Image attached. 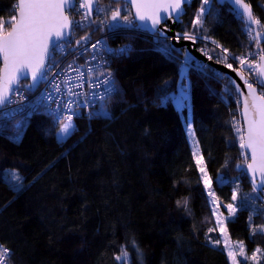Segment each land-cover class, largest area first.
Returning a JSON list of instances; mask_svg holds the SVG:
<instances>
[{
    "label": "trees",
    "instance_id": "16d2710c",
    "mask_svg": "<svg viewBox=\"0 0 264 264\" xmlns=\"http://www.w3.org/2000/svg\"><path fill=\"white\" fill-rule=\"evenodd\" d=\"M245 1L264 23V0ZM17 6L18 0H0V20L16 16ZM201 6L197 0L186 8L178 34L193 32ZM205 14L200 34L227 49L232 61L253 49L248 24L228 5L213 0ZM97 26L90 25L91 34ZM110 36L111 43L129 48L109 66L120 90L83 111L67 139H58L65 120L43 110L0 121V245L10 249V262L231 264L212 222L189 125L221 204L232 203L233 191H239V213L226 226L231 240L243 243L247 257L257 249L264 253V236L253 233L263 225L264 211L237 166L241 148L233 118L241 113V101L231 83L207 67L181 70L184 51L168 40L140 32ZM224 87L235 101L226 100ZM185 89L190 113L180 112L169 98Z\"/></svg>",
    "mask_w": 264,
    "mask_h": 264
},
{
    "label": "snow or ice",
    "instance_id": "6c2138e0",
    "mask_svg": "<svg viewBox=\"0 0 264 264\" xmlns=\"http://www.w3.org/2000/svg\"><path fill=\"white\" fill-rule=\"evenodd\" d=\"M94 2L95 0H79L77 8L75 0H19L17 6L19 18L17 19L15 15L11 17V20L8 22L11 24L10 30L6 31L4 28L5 22L0 20V56L3 58L4 65L3 69L0 70V104H4L8 100L12 86L18 85L20 79L26 78L29 73L31 74L32 84L27 87L31 89L38 86L51 67L54 66L49 65L47 61L50 58L54 59L56 50L61 47L59 42L66 41L69 44L71 43L68 38L72 35L73 21L69 14L72 11L83 9L82 19L87 20L92 14ZM186 2L187 0H134L138 19L141 21H151L152 29L158 33L160 29L157 26L162 23V20L171 18V13H176L178 16L182 11V5ZM208 3L209 0H203V4L193 21L194 25L201 23V18L205 11L203 5H207ZM234 3L241 6L243 9L242 15L247 16L250 36L253 32L251 25L264 27V23L253 16L251 7L245 0H234ZM162 9L165 13L169 14L167 17L160 15ZM111 19L113 21L117 19L127 21L128 17H121L120 9L116 8L111 13ZM260 36L261 33L257 31L253 38L256 39ZM175 38L193 41L196 39L195 36L188 32L183 33L182 37L177 34ZM87 39L86 36L81 37L80 40L76 41V44L80 45L82 41H86ZM213 43L217 42L213 41ZM91 46L93 49L97 48V44H92ZM227 51V49H224V52ZM261 53H264V49H261ZM234 59H238L242 67L247 65L249 69L253 68V64L245 56L235 57ZM225 60H227V57H225ZM259 60L264 62V54L259 56ZM226 66L232 68V64H226ZM68 67L72 69L71 64ZM255 69L258 70V78L255 83L249 82L243 76V72H240L241 78L248 89L247 96L243 100L242 112L246 122V129H241L239 125H236L235 129L239 135L241 149L246 150L242 152V155L244 156L247 171L251 174L254 191L257 187L264 188V63L256 64ZM233 70L236 71V69ZM109 82V80H105L101 83L106 85ZM256 85H259V92ZM90 86L100 87L99 84H92ZM237 88L239 89V86ZM56 90L59 91L58 85ZM68 91L71 92V88ZM48 98L50 99V96ZM249 98L251 102H249ZM102 114L107 116V113ZM73 128L72 116H68L66 121L61 125L60 138L68 136ZM193 156L196 158V164L202 174L204 187L209 190L208 195L212 197L211 202L218 208V197L212 191L213 180L207 172L203 156L199 154L198 146L194 149ZM249 158L251 159V163H247ZM257 175L259 179H257ZM13 179L20 181L21 177L13 174ZM16 186L19 187V185ZM237 199L238 191H233L232 201H237ZM177 203L179 204L180 202L178 201ZM225 207L228 209L229 217L235 215L237 211L235 204L228 203ZM222 216V213L217 216V223L221 231L226 233L227 228ZM256 230L257 228H253V233ZM258 230L264 232V225L258 226ZM209 231H212V229H209ZM219 242V240L215 241L217 244ZM237 247L239 254L243 256L245 251L243 243L238 242ZM259 252H261V249H257L251 257L245 258L255 261L257 259L256 253ZM9 255L10 249L0 245V264H4ZM125 255L126 253L117 256V259H123ZM228 255L232 259L233 264H239V261L236 259V251L229 249Z\"/></svg>",
    "mask_w": 264,
    "mask_h": 264
},
{
    "label": "built area",
    "instance_id": "2783aa9c",
    "mask_svg": "<svg viewBox=\"0 0 264 264\" xmlns=\"http://www.w3.org/2000/svg\"><path fill=\"white\" fill-rule=\"evenodd\" d=\"M78 3H76L77 8ZM78 12L83 14L84 10L78 9L74 17L72 16V12L70 13L73 21V31L69 38L71 43L64 42L60 44L61 47L56 50L54 59L50 58L48 63L54 66L48 71L38 88L29 89L27 86L30 84L25 83L23 85L20 84L14 90L6 105L0 108V121L26 119L31 117L33 113L43 110L59 120L66 121L68 116H72L73 122L82 116L83 111L95 109L98 104L120 90V86L113 72L109 70V66L114 58L128 54L129 48L126 45L111 43L109 41L110 35L134 32L150 34L138 27L132 14L131 17H128L127 21L123 19H117L116 21L112 19L106 20L97 26V30H94L97 32L96 34H91L93 30L91 31L89 27L93 23L83 20ZM76 16H78V19H75ZM255 27L257 28L253 30L251 36L248 34V38L250 45L254 46V48L256 47V54L260 56L259 44L264 40V30L258 29L259 26L257 25ZM258 30L261 32V36L254 39L255 31L257 32ZM84 36L88 39L77 45L76 41ZM150 36H153L156 40H162V37L159 35ZM195 40L197 41L195 43H201V47L206 45L209 48H219L213 43H208L200 36ZM92 44H97V48L93 49ZM219 49L220 52L212 56L214 60H221L222 55L226 53L221 48ZM202 52L205 55L203 50ZM209 58L210 56H208ZM70 64L72 65V69L75 70L69 69L68 66ZM256 64H260V60L254 63L252 69H249L250 77L246 76L249 82L255 83L258 78V70L255 69ZM187 65L189 66L187 68H194L198 71H203L206 67V65L200 63L194 66L189 61H187ZM235 66L237 69L243 71L238 64H235ZM180 69L183 70L182 67ZM109 73L111 74L110 76ZM254 74H256V78L252 80ZM105 80H109L110 82L106 85L101 83ZM92 84H99L100 87H91L90 85ZM57 85L59 86V91L56 90ZM78 85L82 86L78 87ZM256 86L259 87V85ZM69 88H71V92L68 91ZM49 96L50 99L48 98ZM167 101H164V104ZM92 117L93 115L90 116V118ZM4 264H12L10 262V255L4 261Z\"/></svg>",
    "mask_w": 264,
    "mask_h": 264
},
{
    "label": "rangeland",
    "instance_id": "374dc122",
    "mask_svg": "<svg viewBox=\"0 0 264 264\" xmlns=\"http://www.w3.org/2000/svg\"><path fill=\"white\" fill-rule=\"evenodd\" d=\"M212 1L213 0H209V3L207 4V5H203L204 6V8H205V11H204V14H203V16H202V18H201V23L199 24V25H194V30H193V32L192 33H190L191 35H193V36H195L196 38H198L199 36L201 37V38H203L205 41H207L208 43H212V41H208V39H206L203 35H201L200 33H201V27H202V24H203V20H204V17H205V13L208 11V8H209V6L211 5V3H212ZM79 2V1H78ZM202 4H203V0H202ZM125 7H127V10H130V7L129 6H127L126 4H124V3H122V4H114V2L112 1V0H98V7H97V10H96V12L94 13L95 15H94V20L91 22L89 19H87V21L90 23H95V24H97V25H99V24H101L102 22H104V21H106V20H109L110 19V17H111V13H112V11L113 10H115L116 8H119L120 9V12H121V15H123V17L124 16H127L126 14H124V12H125V10H124V8ZM76 11H72V16L74 17V14H76L75 13ZM130 12H131V10H130ZM199 12V11H198ZM197 12V13H198ZM79 13V15H81L82 16V14L80 13V12H78ZM197 15V14H196ZM127 17H129V16H127ZM82 18V17H81ZM75 19H78V16H76V18ZM10 21V20H9ZM9 21H4L5 22V24H4V28H5V30L7 31V30H10V28H11V24L10 23H8ZM253 30L254 29H256L257 27H251ZM258 29H260L259 27H258ZM259 31V30H258ZM256 32V31H255ZM260 32V31H259ZM261 33V32H260ZM180 35V34H179ZM181 36V35H180ZM182 37V36H181ZM181 39H183V38H181ZM180 39V40H181ZM162 40H166V39H163L162 38ZM169 41V40H168ZM170 42V41H169ZM192 42H197L196 40H192ZM201 43H198V50L201 52V53H203L202 52V50L205 52V57L208 59V56H210V58L208 59V60H210V61H214V62H216V63H218V64H222V65H224V66H226V64H232V69H236L237 71H239V72H241V70L240 69H237V67L235 66V64H238V66L239 67H241L242 69H243V76L246 78V76H249V68L247 67V65H245V66H241L240 65V63H239V60L237 59V61H232L231 60V58L229 57V55L228 54H224V55H222V59L221 60H214L213 58H212V56H213V54H217V53H219L220 52V49L218 48H214V47H208V46H206V45H204V46H202L201 47V45H200ZM253 48H254V46H253ZM256 52H257V49H256V47L254 48V49H250L246 54H244V56L245 57H247L248 59H249V61L254 65V63H256V62H258L259 61V56L256 54ZM184 54H185V57L187 58L186 60L184 59L182 62H181V66H180V68L182 67V69H183V71H185V70H187L188 68H187V61H188V59H189V57L187 56V52H185L184 51ZM255 54V55H254ZM243 56V55H242ZM225 57H227V60H225ZM191 60V59H190ZM195 62H197V61H195ZM197 63H200V62H197ZM200 64H202V63H200ZM205 65V64H204ZM189 67V66H188ZM227 67V66H226ZM255 75L256 74H254L253 76H252V80H255ZM224 76V75H223ZM250 77V76H249ZM21 85H23V83L21 84ZM226 85V84H225ZM227 86V85H226ZM258 87V86H257ZM187 88V87H186ZM259 88V87H258ZM260 89V88H259ZM224 91L225 92H228V94L225 96L226 97V100H227V98H234V101H235V97L233 96V92L232 91H230L227 87H224ZM237 94V93H236ZM238 96V95H237ZM171 100L172 99H174V106L178 109V110H180V112H183L184 110H187L189 113L191 112V98H190V92L187 90V89H185L184 91L182 90L181 92H178L176 95L175 94H172L170 97H169ZM72 124L74 125V128H73V130H72V132L74 131V129H75V124H74V122H72ZM19 125V124H18ZM236 125H239V127H241V129H244V127H243V124H242V118H241V115H240V113H239V117L237 118H235V116H234V118H233V127H234V130L236 129ZM71 132V133H72ZM60 133V132H59ZM71 133L68 135V136H66V137H63V138H60V136H59V134H58V139L60 140V141H62V140H64V139H67L70 135H71ZM235 136H236V141H237V143L239 144V146H240V140H239V135L237 134V132H236V130H235ZM188 137H189V141H190V144H191V146H192V149H193V151H194V149H196L197 148V146H198V143H197V141H196V138H195V135H194V133H193V129H192V126H191V128H190V125H189V128H188ZM241 148V147H240ZM198 151H199V154H201L200 153V150H199V146H198ZM242 152H244V149H241V154H240V158H239V160H238V164H237V166H238V168L240 169V170H242V171H244L246 174H247V168H246V163H245V160H244V156L242 155ZM249 161H250V158L248 159V161H247V163H249ZM201 174V173H200ZM201 177H202V174H201ZM203 180V179H202ZM218 183L219 184H224L225 183V180L224 179H222V177L220 176L219 178H218ZM204 184V183H203ZM205 190H206V192H207V194H208V189H206L205 188ZM212 191H214V187L212 188ZM235 191H238V190H235ZM255 196L257 197V200L259 201V204H258V208L259 207H262V209H263V211H264V192H262V193H260V192H257L256 190H255ZM208 197H209V201H210V204H211V206H212V210H213V224L215 225V228H216V233L218 232V234H219V236H220V241H221V244L224 246V248H225V250H226V252H227V254H228V252H229V249H231V250H233V251H236V253H237V256H236V259H237V261H239V264H242V263H247L249 260H251V259H246L245 257H247L246 256V252L244 251V255L243 256H241L240 254H239V249H238V247H237V243L236 242H233L232 240H231V238H230V236H229V234H228V232H226V233H223L222 231H221V229H220V226L218 225V223H217V216L220 214V213H222L223 214V216H222V219L224 220V223H225V225L227 226V223L230 221V220H233L236 216H237V214L239 213V205H240V203H241V201H240V199H239V191H238V199H237V201H233L232 203L233 204H235L236 206H237V211H236V213H235V215H233V216H231V217H229V215H228V209L225 207V205H222L221 204V202L219 201V199H218V204H219V207L217 208L216 207V205H214L211 201H212V197H210L209 195H208ZM257 200H255L256 202H257ZM247 202H249V204H251V206H252V208L253 209H255V211L254 212H252V214H253V217H256V215H257V211H258V208H257V206L255 207V205H253L252 203H253V200H251L250 199V201L248 200ZM263 225H264V222H263ZM256 233H258V234H261V235H263L264 236V232H261V231H259L258 230V228H257V230L255 231V233L254 234H256ZM243 247H244V245H243ZM244 250H245V247H244ZM256 256H257V259L255 260V261H253V260H251V262H253L254 264H259L260 262H263L264 261V253H262V252H259V253H256ZM228 257H229V255H228ZM229 259H230V263L231 264H233V261H232V259L229 257Z\"/></svg>",
    "mask_w": 264,
    "mask_h": 264
},
{
    "label": "water",
    "instance_id": "95a60500",
    "mask_svg": "<svg viewBox=\"0 0 264 264\" xmlns=\"http://www.w3.org/2000/svg\"><path fill=\"white\" fill-rule=\"evenodd\" d=\"M78 1L79 0H75V3H77ZM195 1H197V0H187V2L182 5V11L179 13L178 16L176 13H171L170 14L171 18H166V19L162 20V23L157 26L160 29V32L158 33L152 29L151 21H141L138 19L137 15H136L137 9L135 7L134 0H122V2L124 4H126L127 6L130 7L132 16L135 18L138 27L141 28L143 31L149 33L150 35H159L163 39L169 40L170 45L173 49L178 50V51L187 52V56L189 57V59H191L193 61L200 62L202 64H205L207 68L214 70V71H217V72L221 73L222 75H224V77L231 83L232 88L235 90V92L239 96V99L241 101V104H240L241 105V113H240V115L242 118L243 127H244V129H246V122L244 120L242 112H243V100L247 96L248 89H247L246 85L244 84V80L241 78L240 72L237 70L234 71L232 68H228L222 64H218L214 61L208 60L205 57V55L198 50V44L197 43L192 42L191 40H185V39L180 40V39L175 38L176 35L178 34L177 28L179 25H181L183 18L187 14L186 8L190 7ZM214 1L220 6L228 5L234 12L239 14L244 19V21L248 24L247 16L242 15L243 9L241 8V6L236 5L234 3V0H214ZM18 2H19V0H18ZM97 7H98V0H95L94 4L92 6V8H93L92 14H91V16L88 17L91 22L94 20V13H95ZM251 11H252V14L254 16L252 8H251ZM160 15L162 17H167L169 14L165 13V11L162 9L160 11ZM16 17H17V19L19 18L18 11L16 13ZM251 27H255V25H251ZM72 28H73V25H72ZM63 42H66V41H60L59 43L61 44ZM49 61H50V59L47 61V63H49ZM260 63H264V62L260 61ZM0 64H1L0 70H2L4 67L2 56H0ZM23 82H28L30 85L32 84V78H31L30 73L26 76V78H21L18 85L12 86V91L9 94L8 100L11 98L14 90H16L20 86V84H22ZM40 84H41V82L38 84V86L34 87V89L38 88L40 86ZM237 86H239V89L237 88ZM257 90H258V92L260 91V89L258 87H257ZM7 101L4 104H0V108L5 106ZM249 102H251L250 98H249ZM244 151H246V150H244ZM249 157H250V153H249ZM249 163H251V159H250ZM247 175H248V177L251 180V183L253 185L251 174L248 171H247ZM257 179H259L258 175H257ZM256 191L262 193V192H264V188L257 187Z\"/></svg>",
    "mask_w": 264,
    "mask_h": 264
},
{
    "label": "bare ground",
    "instance_id": "6f19581e",
    "mask_svg": "<svg viewBox=\"0 0 264 264\" xmlns=\"http://www.w3.org/2000/svg\"><path fill=\"white\" fill-rule=\"evenodd\" d=\"M64 43V42H63ZM62 44V43H61Z\"/></svg>",
    "mask_w": 264,
    "mask_h": 264
}]
</instances>
